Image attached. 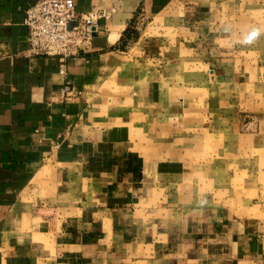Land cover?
Wrapping results in <instances>:
<instances>
[{
    "label": "crops",
    "instance_id": "crops-1",
    "mask_svg": "<svg viewBox=\"0 0 264 264\" xmlns=\"http://www.w3.org/2000/svg\"><path fill=\"white\" fill-rule=\"evenodd\" d=\"M36 1L0 0V264H264V239L219 207L153 186L173 174L152 168L136 136L158 124L137 122L195 100L175 87L181 45L196 39L191 63L198 51L197 65L214 66L213 52L230 48L219 45L230 7L257 12L264 0H75L96 32L65 59L25 54ZM202 90L190 89L212 93Z\"/></svg>",
    "mask_w": 264,
    "mask_h": 264
},
{
    "label": "rangeland",
    "instance_id": "rangeland-1",
    "mask_svg": "<svg viewBox=\"0 0 264 264\" xmlns=\"http://www.w3.org/2000/svg\"><path fill=\"white\" fill-rule=\"evenodd\" d=\"M232 8L231 17L225 19L230 33L222 35L227 36L224 42L219 41L220 46H227L228 41L230 48L213 52L209 59H215L214 66L197 65L205 61L198 51L191 63L188 49L190 44L195 47L196 39L181 45L178 55L183 65L175 71V87L189 95L187 100H195L180 105L183 112L177 117L138 120L137 125L158 124L152 131L140 125L144 132L137 130L136 136L148 144L145 151L152 168L173 174L152 179L153 186L167 189L166 194L183 204L219 207L236 228L264 239V7L236 13ZM132 27L130 31L136 32V25ZM179 34L167 35L173 41L170 44ZM206 46L211 45H202ZM223 53L227 65H220ZM213 70L216 77L209 76ZM204 87L212 93L190 91Z\"/></svg>",
    "mask_w": 264,
    "mask_h": 264
},
{
    "label": "built area",
    "instance_id": "built-area-1",
    "mask_svg": "<svg viewBox=\"0 0 264 264\" xmlns=\"http://www.w3.org/2000/svg\"><path fill=\"white\" fill-rule=\"evenodd\" d=\"M28 57L69 58L88 49L96 32V21L90 13H79L75 0H37L25 11ZM72 87L60 89L62 98Z\"/></svg>",
    "mask_w": 264,
    "mask_h": 264
},
{
    "label": "bare ground",
    "instance_id": "bare-ground-1",
    "mask_svg": "<svg viewBox=\"0 0 264 264\" xmlns=\"http://www.w3.org/2000/svg\"><path fill=\"white\" fill-rule=\"evenodd\" d=\"M112 39H114V37H112Z\"/></svg>",
    "mask_w": 264,
    "mask_h": 264
}]
</instances>
